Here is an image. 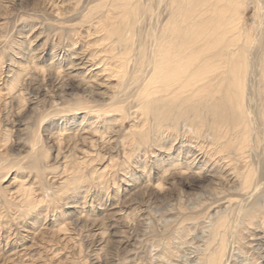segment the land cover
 Masks as SVG:
<instances>
[{
	"label": "rangeland",
	"instance_id": "obj_1",
	"mask_svg": "<svg viewBox=\"0 0 264 264\" xmlns=\"http://www.w3.org/2000/svg\"><path fill=\"white\" fill-rule=\"evenodd\" d=\"M197 8L204 29L216 11ZM170 10V0H0V264H196L211 216L241 200L231 171L208 158L212 145L228 152L198 128L211 116L142 114L151 37ZM252 146L258 180L264 140ZM251 224L264 249V212ZM250 246L249 263L264 264Z\"/></svg>",
	"mask_w": 264,
	"mask_h": 264
},
{
	"label": "bare ground",
	"instance_id": "obj_2",
	"mask_svg": "<svg viewBox=\"0 0 264 264\" xmlns=\"http://www.w3.org/2000/svg\"><path fill=\"white\" fill-rule=\"evenodd\" d=\"M249 1L170 0V18L163 27L165 34L159 39L156 33L152 34L155 44L144 64L142 76L146 78L141 83L139 99L143 115L152 112L158 120L170 121L211 116L210 124L200 119L198 128L209 125L208 133L214 144L223 137L228 141L226 154L212 145L208 158L214 157L231 171L232 179L238 182L235 189L240 191L241 200L234 207L229 204L232 199L229 200L225 209L211 216L209 234L196 253V264H233L239 260L238 252L244 255L238 262L252 264L251 257L245 255L247 250L243 251L246 245H251L259 259L264 258V249L253 245L259 241L256 229L249 228L256 216L264 212V189L260 190L264 186V170L256 180V163L247 161L253 152L252 138L257 140L260 136L264 140V0H254L257 8L252 23L244 20ZM208 5L216 11L215 18L201 29L196 25L203 20V12L195 14V10L197 7L206 10ZM219 15L224 17L222 21ZM257 24L259 40L253 45ZM258 41L259 51L255 52L253 47ZM249 114L259 115L256 128L251 127L253 118ZM221 125H226L224 131ZM142 134L143 139L148 138L146 132ZM167 261L166 264H176Z\"/></svg>",
	"mask_w": 264,
	"mask_h": 264
}]
</instances>
